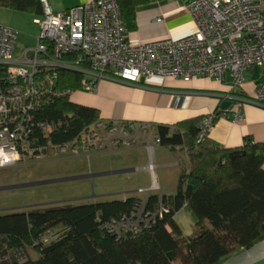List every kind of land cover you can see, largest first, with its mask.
Instances as JSON below:
<instances>
[{
    "label": "built area",
    "instance_id": "1",
    "mask_svg": "<svg viewBox=\"0 0 264 264\" xmlns=\"http://www.w3.org/2000/svg\"><path fill=\"white\" fill-rule=\"evenodd\" d=\"M182 2L197 31L182 39L141 43L130 39L121 19L117 0H90L84 5L55 12L42 2L43 16L37 43L19 49L21 32L0 24V65L6 67L0 77V170L20 163L39 161L50 153L70 154L90 159L92 153H115L144 145L149 154L161 145L153 124L113 122L99 119L67 144H43L62 121H46L40 116L45 108L74 91L59 87V71L81 73L78 91L94 93L102 79L138 85L150 79H214L220 83L226 74L235 86L245 81L252 67L264 69V0H177ZM159 17L157 22H162ZM255 102L264 104V83L257 87ZM242 120L241 109L231 110ZM216 114L203 118L199 142L213 130ZM154 159L140 170L153 172ZM143 190H139L142 193ZM159 197H162L159 195ZM169 208L159 201L155 211L143 203L103 228L120 240L126 234L150 229ZM56 239L46 233L38 243ZM16 258L24 259L19 250Z\"/></svg>",
    "mask_w": 264,
    "mask_h": 264
},
{
    "label": "trees",
    "instance_id": "2",
    "mask_svg": "<svg viewBox=\"0 0 264 264\" xmlns=\"http://www.w3.org/2000/svg\"><path fill=\"white\" fill-rule=\"evenodd\" d=\"M158 0H117L121 19L129 32L137 28L139 6ZM43 16L41 0H0V10ZM6 67L0 65V77ZM62 90H79L83 75L59 71ZM62 125L42 137L43 144H67L87 127L101 119L97 109L80 105L70 96L45 108L40 116ZM204 117L190 118L175 126L157 127L161 146L188 152L189 173L179 177L177 193L146 199L130 196L123 200L83 205L35 207L0 216V264H224L244 248L264 242V142L247 139L238 148L222 149L209 136L199 142ZM155 211L159 201L169 208L150 229L126 234L120 240L103 226L112 219L130 215L143 203ZM186 209L199 228L197 235L185 238L176 216ZM210 225V227H209ZM61 229L48 244L38 243L50 231ZM27 260L16 258L18 251ZM185 261L179 262L181 253Z\"/></svg>",
    "mask_w": 264,
    "mask_h": 264
},
{
    "label": "crops",
    "instance_id": "3",
    "mask_svg": "<svg viewBox=\"0 0 264 264\" xmlns=\"http://www.w3.org/2000/svg\"><path fill=\"white\" fill-rule=\"evenodd\" d=\"M41 1L50 5L53 11L62 12L84 5L90 0ZM5 13L8 15L3 17L4 23L0 18V24L14 28L15 20L12 18L19 16V13L12 11H5ZM159 17L163 19L160 23L157 22ZM39 18L35 16L34 21ZM136 20L137 28L130 33V39L134 42L148 43L173 38L182 39L197 31L193 17L189 14L186 6L177 0H158L146 6H139L136 11ZM19 37V49L35 44L23 43L22 32ZM244 76L245 81L241 86L234 85V79L230 74H226L223 83L202 77L187 81L155 77L148 83L132 85L106 78L98 82L97 90L94 93L77 91L80 93L72 98V101L97 109L103 120L132 121L153 124L156 127L160 125L175 126L176 123L190 118L216 114L209 139L222 149L238 148L250 138L255 143L264 142V104L260 105L255 102L257 87L264 83V69L261 67L249 68ZM237 107L243 113L242 120H236L235 114L231 111ZM134 149L135 154L140 157V168L136 167L129 171L144 172L150 180L149 183L137 190L138 194L139 190H143L142 193L146 196H134L144 200L150 194L169 195L166 187L161 184L160 178L156 176L155 169L170 166L172 163H159L157 166L155 164L156 168L153 172L140 170L149 164L151 157L156 162L157 154L154 149L149 154L144 145L134 147ZM173 152L176 155L179 152L180 158H184L183 172L189 173L192 165L188 152L182 150L181 147H177ZM175 165L182 166L181 162ZM177 216L175 220L179 226ZM180 228L182 229L181 226ZM224 264H264V242L249 249L244 248L231 256Z\"/></svg>",
    "mask_w": 264,
    "mask_h": 264
},
{
    "label": "rangeland",
    "instance_id": "4",
    "mask_svg": "<svg viewBox=\"0 0 264 264\" xmlns=\"http://www.w3.org/2000/svg\"><path fill=\"white\" fill-rule=\"evenodd\" d=\"M5 11L12 10H0L2 23L3 17L8 15ZM17 13L19 16L12 18L15 20L14 29L22 32L23 43L36 44L39 26L34 21L35 16L25 12ZM79 93H73L70 98ZM134 150L129 148L104 154L93 152L90 159L84 157L83 150L79 157L52 152L42 160L24 162L19 166L0 170V216L35 207L94 204L123 200L134 195L146 196L144 193H137L139 188L150 182L146 173L129 171L140 168V157ZM154 150L157 154V161L154 162L156 166L159 163H172L164 168L157 167L155 174L166 187L167 193L175 195L179 176L185 168L184 158H180L179 152L176 155L167 146L154 145ZM178 162H181V167L175 165ZM177 222L182 227L185 238H191L199 232L194 218L187 210L180 212ZM50 232L55 235L61 229ZM27 257L25 253L24 259L27 260ZM9 259L10 255L4 254L0 263ZM182 261H185L183 252L179 258V262Z\"/></svg>",
    "mask_w": 264,
    "mask_h": 264
}]
</instances>
